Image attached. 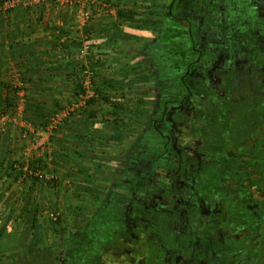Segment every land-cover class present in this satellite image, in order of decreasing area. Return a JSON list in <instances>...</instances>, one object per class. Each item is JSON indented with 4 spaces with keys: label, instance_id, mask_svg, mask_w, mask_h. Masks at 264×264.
<instances>
[{
    "label": "flooded vegetation",
    "instance_id": "1",
    "mask_svg": "<svg viewBox=\"0 0 264 264\" xmlns=\"http://www.w3.org/2000/svg\"><path fill=\"white\" fill-rule=\"evenodd\" d=\"M259 1L163 0L153 59L174 80L84 230L80 264H264Z\"/></svg>",
    "mask_w": 264,
    "mask_h": 264
},
{
    "label": "rangeland",
    "instance_id": "2",
    "mask_svg": "<svg viewBox=\"0 0 264 264\" xmlns=\"http://www.w3.org/2000/svg\"><path fill=\"white\" fill-rule=\"evenodd\" d=\"M101 1L110 5V11L114 12L113 14L108 12L107 18H111L116 13L114 18H117V21L122 20L123 16L121 17L119 12L125 11L126 16L130 18L129 27H133L134 32L135 30L145 32L138 35L142 39L141 41L136 39L138 36L131 35V32H125L117 34V36L113 35V41L108 39V44L112 45L111 42H113L116 46L117 44L124 45L123 40L128 35V40L126 39L128 43L125 44L126 47L128 46V59L133 60V51L136 57L143 52L146 55L149 50L151 53L148 58L150 59L148 60L146 55L147 60L139 61V68H142V65L144 67L141 75L134 76L132 73L128 75V83H131L129 85L131 88L127 90L124 88L127 98L122 99L126 107H117V114L110 115L111 113H109L106 116L103 113L102 116H95L96 122L92 123L93 125L89 127L92 130L86 134V137L92 138L90 141L94 142L95 146H90L87 150L84 149V145L80 148L77 142L66 147H60L57 144L55 146L58 131L63 128L71 116L51 132H48L47 128H36L26 118L24 97L16 98L17 105L6 111L8 114H3L1 119L7 118L5 122H0V142L4 136L10 138L17 135L15 139L20 140L21 144L18 150L23 151L25 158H32L34 155V159H44L47 165L45 170H38L34 173L36 181H32L29 177L27 180L24 179L26 173H30L27 168L23 170L21 176L13 179L12 183H17L15 190L22 187L23 198L25 192L30 193V187L39 190L35 193L34 201L32 203L30 201L29 205L24 204L18 197V193L9 188L10 184H6L5 190L3 189L4 185L2 186L4 183L0 184V230L1 233L6 232L7 229L10 231L7 237L0 238V264H80V250L85 245H83V239L87 238L84 236V230L99 214V207H103L105 201L111 198L110 182L113 179L118 181L120 178L116 171H120L121 168L127 171L132 142L135 144L139 142L144 130L156 117L153 114V108L159 91L156 90L158 88L157 74L152 69L156 61L153 59L155 46L151 44V38L154 36V30H159L162 24L163 0H128L130 8L127 11L121 8L123 7L121 0ZM124 6L126 7L127 4L125 3ZM118 30L121 31L120 28ZM92 43L91 34L86 30L83 34L82 46L86 44L90 48L89 56L84 58L88 59L85 64H89L94 73L91 91L95 93L93 97L95 98L98 93L96 67L89 59L91 52L93 56ZM163 47L167 48L164 45ZM163 54L170 55V52L166 50ZM148 63L151 65L150 69H148ZM172 65L173 68L177 66L173 62ZM125 69L123 71L126 72ZM138 81L139 84L136 83ZM134 90L140 91L139 96L132 97L130 95ZM83 94L84 92L81 93V96ZM81 96L76 102L72 101L71 104L62 105L55 113L62 112L73 104L79 105L82 101ZM19 105L21 111H18ZM144 107L150 110L146 112ZM7 109L8 107H4V110ZM3 111L0 110L1 113ZM84 114H88V111L86 110ZM13 117L18 123L14 126L15 128L11 129V126L14 125H12L14 120H11ZM84 129L83 132H86V128ZM76 133H78L77 137L83 138V134ZM34 139L44 140L46 143L36 148L34 147L36 144H32ZM126 145L128 150L125 148ZM62 150L66 152L65 157H62L64 156ZM77 152L80 155L76 156ZM126 152L128 156H126ZM55 156H59V161L55 162ZM14 158L20 163L25 160L27 164V159L21 161L20 157ZM72 162H78L80 166L72 165ZM54 165L59 168L54 167L55 169H53ZM61 168L70 170L72 174L61 170ZM126 171L124 170V173ZM51 173L54 174L53 177H50ZM6 190L7 193H5ZM33 206L39 207L40 210L35 215L36 221L32 219Z\"/></svg>",
    "mask_w": 264,
    "mask_h": 264
},
{
    "label": "crops",
    "instance_id": "3",
    "mask_svg": "<svg viewBox=\"0 0 264 264\" xmlns=\"http://www.w3.org/2000/svg\"><path fill=\"white\" fill-rule=\"evenodd\" d=\"M19 1L21 4L15 9L0 13V92L2 96L10 99L24 97L26 103L35 106L39 104L40 107H45L43 110L45 113H49V109L52 110L58 105L65 106L71 104L72 101L76 102L83 93L80 85L81 70L88 62V59L84 58L81 52L83 34L86 30L82 31L79 28L76 10L59 7L51 0H34L36 3L32 6H25L26 2L30 0ZM121 1L123 6L121 8L126 9V11L129 10L128 0ZM259 2L261 6L263 5L262 2L264 3L263 0ZM125 3L127 4L126 7L124 6ZM107 13L96 12L87 28L93 42V56L91 52L89 59L96 67L97 90L99 94H102L101 98L96 105L80 108L76 116L73 115L67 120V123L56 135L55 146L57 144V146L66 147L76 142L80 148L84 145L86 150L90 146H95V143L90 141L92 138L86 137L87 132L92 130L89 127L96 122L95 116H102L103 113L106 116L109 113H111L110 115L112 113L117 114V107H126L122 99L127 95L124 92L125 89L131 88L129 87L131 83H128V75L130 73L134 76L141 75L144 67L142 65V68H139V61L145 60L146 55L147 59H150L148 58L151 53L150 50L146 55L143 52L136 57L133 51V60L128 59V46L125 45L128 43V35H126L127 40H123L124 45L117 44L116 46L113 42H111L112 45L108 44V39L113 41V35L131 32V35L140 36L143 32L135 30V33L134 28L129 27L130 18L126 14L122 20L117 21V18H114L116 13L111 18H107ZM109 13L113 14L114 12L109 10ZM139 36L136 39L141 41ZM142 38H144L143 35ZM153 50H156L155 47ZM157 58L158 60H155L158 84L156 90L160 93L166 90V86L171 84L174 78L172 77L170 81L163 77L160 78L159 54ZM147 65L150 69L151 65L149 63ZM124 68H126V72L123 71ZM136 83L139 84V81ZM14 88L18 89L11 91ZM139 94V90H134L130 95L133 97L139 96ZM104 97L109 98V100L105 101ZM147 98L149 99V96ZM18 109L21 111L20 105ZM145 109L146 112L150 110ZM86 110L88 114H84ZM24 112L26 115H30L33 110H24ZM1 120L3 121V119ZM11 120H14L12 129L18 122L14 117ZM84 128H86V132H83ZM76 132L83 134V138L77 137L78 133ZM16 136L10 137V140H13V146L16 145ZM125 148L128 150L127 145ZM65 153L62 150L64 155L62 157H65ZM126 156H128L127 152ZM56 161H59V156H55ZM54 167L59 168V166L54 165L53 169H55ZM61 170L70 174V170L65 168H61ZM51 174L50 177H53L54 174ZM11 180L3 184V189L5 190L7 185L11 183L9 188L18 193V197L24 204L29 205L30 201L32 203L35 199V193L39 190L30 187V193L25 192L23 198L22 187L20 186V192L15 190L17 183L13 184Z\"/></svg>",
    "mask_w": 264,
    "mask_h": 264
},
{
    "label": "trees",
    "instance_id": "4",
    "mask_svg": "<svg viewBox=\"0 0 264 264\" xmlns=\"http://www.w3.org/2000/svg\"><path fill=\"white\" fill-rule=\"evenodd\" d=\"M1 3H2V1H1ZM119 14L121 15V17L125 15V13H123V12H119ZM81 73H82V71H81ZM16 89H18V88H16ZM16 89L15 88L11 89V91L12 90L16 91ZM98 95H99L98 98L97 97L89 98L83 107L85 108V107H90L92 105H96L98 100L101 98L100 96L102 94L98 93ZM104 98H105V101L109 100V98H107V97H104ZM14 105H17L16 98L15 99L14 98L10 99L9 97L5 98L2 96V93L0 92V110L3 111L4 107L5 108L8 107L7 110H4L2 113L0 112V122H1V117L3 116V114L4 115L8 114V113H6V111H8L10 108L13 109ZM61 106L62 105H58V106L54 107L51 110V112L49 109V113L48 112L45 113L43 111V110H45V107H40L39 104H36V106H35L34 104H30V103L25 102L24 110L25 111H27L29 109H30V111L33 110V113L31 112L30 115L29 114L26 115V118L29 119L31 124L33 123L36 126V128L43 127L42 129H46L50 123L51 116ZM74 116H76V114ZM15 140L17 143L15 146H13V144H12L13 140H10V138L8 136H4V139L2 140V142H0V184L6 183V181H10L11 179H12L11 182H13V179H16L17 177H19L23 174V170L25 168H27L30 171V173L29 172L26 173V175L24 176V179L27 180L28 179L27 177H29L32 181H36V178L34 177V173L38 170L43 171L46 169L47 164H46V161L44 159H39V158L34 159V155L32 156V158L31 157L25 158V154H23V151L18 150L19 145H21L19 143L20 140H18V141H17V139H15ZM75 154L77 155L78 152ZM78 155H80V153ZM14 157H20L21 161H23L24 159H27L26 160L27 164L25 163V160L23 161V163L22 162L20 163L19 160H17V159L15 160ZM73 163H76V164H73ZM73 163H72V165L80 166V164H78V162H73ZM71 174H72V172H71ZM39 212H40L39 207L37 208L36 206H33L31 213H32V219L34 221H36V219H35L36 213H39ZM3 233H1V230H0V238L1 237H4V238L7 237L9 235L10 231L7 229L6 232H3Z\"/></svg>",
    "mask_w": 264,
    "mask_h": 264
},
{
    "label": "built area",
    "instance_id": "5",
    "mask_svg": "<svg viewBox=\"0 0 264 264\" xmlns=\"http://www.w3.org/2000/svg\"><path fill=\"white\" fill-rule=\"evenodd\" d=\"M59 7H65L76 10V16L78 19V26L82 31L87 30L90 25L91 20L98 13H106L109 12L110 5L102 2L101 0H51ZM36 3L34 0L27 1L25 6H32ZM21 2L19 0H3L0 4V12H7L16 8L20 5ZM98 6V9H96ZM87 39V36H85ZM89 46L84 44L82 46V54L84 57L89 56ZM94 73L89 64H85L82 69L80 85L83 89L84 94L81 96L82 101L79 105L73 104L62 112H57L52 115L50 118V123L47 127V131L51 132L53 129L58 127L61 122L65 121L68 117L77 114L78 110L82 108V106L86 103L89 98L94 97V92L91 91L93 84ZM7 117H3V121L5 122ZM36 144L34 147H40L45 145L44 140L37 141L34 139L32 144Z\"/></svg>",
    "mask_w": 264,
    "mask_h": 264
}]
</instances>
